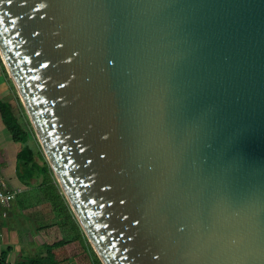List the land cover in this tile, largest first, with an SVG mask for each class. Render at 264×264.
I'll return each instance as SVG.
<instances>
[{
    "label": "water",
    "instance_id": "1",
    "mask_svg": "<svg viewBox=\"0 0 264 264\" xmlns=\"http://www.w3.org/2000/svg\"><path fill=\"white\" fill-rule=\"evenodd\" d=\"M0 58L101 264H264V0H0Z\"/></svg>",
    "mask_w": 264,
    "mask_h": 264
},
{
    "label": "crops",
    "instance_id": "2",
    "mask_svg": "<svg viewBox=\"0 0 264 264\" xmlns=\"http://www.w3.org/2000/svg\"><path fill=\"white\" fill-rule=\"evenodd\" d=\"M1 71L2 68L0 65V89L6 87L5 79ZM5 101H8V99ZM17 152L18 145L13 140L11 133L3 123V120L0 116V189H20L17 197L13 200L15 201L13 202V205L10 203V205L6 208L7 211L8 208L12 207L10 209L12 215H19L20 212L18 210H22L21 215H24L26 218L30 216L29 212H32L34 216L36 215L38 218L40 217L43 219V216L46 217L45 211H43V208L46 206V208H49L54 220H56L55 217L57 212L53 209L47 198L40 195V187L35 183H26L21 180L18 171ZM18 206H20V208H18ZM46 208L45 210H47ZM0 210L1 212L3 211V207L1 205ZM49 211L47 213H49ZM28 219L31 220L30 218ZM44 220L45 219H43V221ZM59 226L58 233L60 234V238L52 240L51 242L44 240L41 244L37 245V248L44 246L45 250L49 251L50 255L51 253L53 254L51 256L56 261V264H72V262L74 264H83L82 262H84V264H93V257L90 254V250L88 244H86V241L78 238L65 241L62 244H53L59 240H64L68 234L70 235V231L64 227V223H61ZM38 228L39 230H36ZM48 228L49 227L45 222H38L36 224L34 223L33 233L40 232L44 234V236H47L49 231ZM30 232L32 233V231ZM31 242L32 241L29 240L30 244ZM24 246L26 248V245ZM2 251H4V254ZM13 252L14 254H12ZM1 253L4 255L7 264H10V261L13 257L15 258V261H11V264H15L20 259L18 255L15 257V250H12L9 244L5 248H0V254ZM27 253L28 255L32 256L29 251H25V254Z\"/></svg>",
    "mask_w": 264,
    "mask_h": 264
},
{
    "label": "trees",
    "instance_id": "3",
    "mask_svg": "<svg viewBox=\"0 0 264 264\" xmlns=\"http://www.w3.org/2000/svg\"><path fill=\"white\" fill-rule=\"evenodd\" d=\"M1 68L4 69L2 65ZM0 116L11 133L13 140L18 145L17 163L21 180L26 183H33L32 180H34V183L41 187L53 209L62 212L65 216L66 220L64 222V227L70 231V235L68 234L64 240H59L53 244H62L65 241L78 238L86 241V244H88L87 239L74 217L64 195L59 190L56 181L51 176V169L47 160L41 151L37 153V159L35 158V153L28 142L30 136L27 128L21 125L14 114L10 103L2 99H0ZM88 247L90 254L93 257V264H101L91 245H88ZM2 253L4 254V251H2ZM2 253L0 254V264H7ZM15 264H56V261L49 254V251H47L45 255L27 256L24 259L18 260Z\"/></svg>",
    "mask_w": 264,
    "mask_h": 264
},
{
    "label": "rangeland",
    "instance_id": "4",
    "mask_svg": "<svg viewBox=\"0 0 264 264\" xmlns=\"http://www.w3.org/2000/svg\"><path fill=\"white\" fill-rule=\"evenodd\" d=\"M0 63L1 65L4 67V64L0 58ZM2 75L5 79V86L2 89H0V98L3 100H7L10 102V105L12 107V110L14 112V114L16 115V117L18 118L19 122L21 123L22 126H24L25 128H27L28 132H29V145L31 146L33 152L35 153V158L37 159L36 155L39 151H41V153L44 155L43 150L39 144V141L35 135V132L32 128V125L29 121V118L25 112V109L22 105V102L19 98V95L4 67V69H2ZM45 157V155H44ZM46 159V158H45ZM50 167V166H49ZM51 169V168H50ZM51 176L52 178L56 181L55 176L51 170ZM33 183L35 182L34 180H32ZM57 183V181H56ZM58 185V183H57ZM41 188V187H40ZM39 188V193L42 196H45V194L43 193L42 189ZM59 190L61 191L59 185H58ZM18 189V188H17ZM20 191V189H19ZM33 193V192H32ZM13 202H11V205H13ZM47 204V203H46ZM17 206V204H16ZM12 208V207H11ZM11 208H8V211L6 209V214L3 215L1 210H0V248H5L8 244L11 246V249L15 250V257L24 259L27 256H30L27 254H25V251H29L31 255H45L47 253V251L45 250L44 246H40L39 248H37L39 244L42 243V241H49L51 242L52 240H56L58 238H60V234L59 232V225L61 223L65 222V216L63 215L62 212L56 211V217L54 220V217H52L51 212L49 211V208H45L49 211V213H47L48 211L45 210V208H43L45 211V215L46 217L43 216V219H45L43 221V219H41L40 217L38 218L36 215L34 216L33 213L31 214L29 211V217L31 220H29L28 218L24 217V215H21L22 210H18L20 213L19 215H12L11 212ZM18 208H20V206H18ZM47 213V214H46ZM38 222H45L47 224L48 228V237L44 236V234L40 233V232H34L33 233V227H34V223H38ZM37 228V227H36ZM36 230H39L36 229ZM32 231V233L30 232ZM29 240H31V244L29 243ZM88 242V240H87ZM78 244V243H77ZM26 245V248L25 246ZM88 245H90V243L88 242ZM66 252V251H65ZM11 254V253H10ZM14 254V252L12 253ZM24 254V255H23ZM51 255H53L51 253ZM11 261H15V258L13 257ZM10 261V264H11ZM84 264V262H82ZM72 264H74L72 262ZM78 264V263H77Z\"/></svg>",
    "mask_w": 264,
    "mask_h": 264
},
{
    "label": "built area",
    "instance_id": "5",
    "mask_svg": "<svg viewBox=\"0 0 264 264\" xmlns=\"http://www.w3.org/2000/svg\"><path fill=\"white\" fill-rule=\"evenodd\" d=\"M19 189H0V205L3 207L2 214H6V208L17 197Z\"/></svg>",
    "mask_w": 264,
    "mask_h": 264
}]
</instances>
